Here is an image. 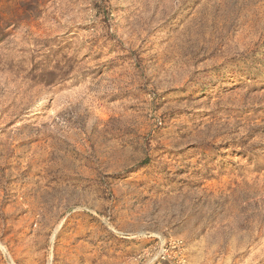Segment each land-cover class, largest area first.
Listing matches in <instances>:
<instances>
[{"label":"rangeland","instance_id":"rangeland-1","mask_svg":"<svg viewBox=\"0 0 264 264\" xmlns=\"http://www.w3.org/2000/svg\"><path fill=\"white\" fill-rule=\"evenodd\" d=\"M181 258L264 264V0H0V264Z\"/></svg>","mask_w":264,"mask_h":264},{"label":"built area","instance_id":"built-area-1","mask_svg":"<svg viewBox=\"0 0 264 264\" xmlns=\"http://www.w3.org/2000/svg\"><path fill=\"white\" fill-rule=\"evenodd\" d=\"M182 248H183V246H182L181 242L170 243L169 246L164 248V255H163L164 259L168 255L170 250H178L179 249V251H180V250H182ZM180 263L186 264V261L184 260V258H181Z\"/></svg>","mask_w":264,"mask_h":264}]
</instances>
